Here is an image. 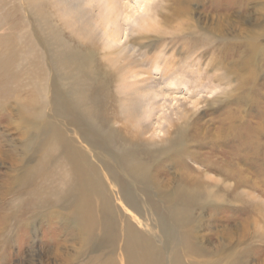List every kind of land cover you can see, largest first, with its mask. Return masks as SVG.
Segmentation results:
<instances>
[{"label":"rangeland","instance_id":"1","mask_svg":"<svg viewBox=\"0 0 264 264\" xmlns=\"http://www.w3.org/2000/svg\"><path fill=\"white\" fill-rule=\"evenodd\" d=\"M257 3L0 0V261L6 258L0 264H264V215H240L231 182L216 173L234 153L248 157L238 168L254 160L262 162L253 169L264 168V142L239 148L236 139L227 149L221 130L238 117L245 131L264 105ZM70 4L89 18L87 30L66 22L63 6ZM251 26L262 35L254 58L242 31ZM206 28L229 30L231 43ZM54 36L86 59L83 69L51 63ZM28 47L34 56L44 52L41 70L33 56L26 59ZM231 49L235 59L253 60L255 78L233 70ZM38 74L47 80V101L59 108H44L41 124L25 119L26 103L40 100L30 93L42 80ZM79 77L86 78V104L79 99V112L64 109L61 95L72 97L67 88ZM51 135L72 151L52 153ZM60 152L65 159L57 160ZM77 160L83 169L75 175L83 172V181L69 190L75 176L65 170ZM239 192L264 203L259 191ZM76 196L90 205L89 214L80 215L75 202L63 206Z\"/></svg>","mask_w":264,"mask_h":264},{"label":"bare ground","instance_id":"2","mask_svg":"<svg viewBox=\"0 0 264 264\" xmlns=\"http://www.w3.org/2000/svg\"><path fill=\"white\" fill-rule=\"evenodd\" d=\"M66 1L67 0H65V2ZM57 2H60L62 4L64 2V0H55V3H57ZM77 2H75V3H77ZM76 6H77V4H76ZM108 6H111L110 1H108ZM36 9H39V7H36ZM63 9H65V10H63V13L66 14L64 16V18L70 26L74 27L76 30H83V31L87 30L89 28V23L87 22V19H89V18H87L85 16L84 11L79 10V9H75L74 7L71 6V4L68 6L67 5L63 6ZM254 12H255V15L260 16L264 22V3H262L260 0H258L257 8L255 7ZM77 15H78V19H77ZM60 17H62V16L60 15ZM242 18L243 19H249V17H247V16L242 17ZM188 20H190V19H188ZM253 21L257 22L255 20H253ZM40 22H42V23H40V25L43 28H49V25L46 23L45 20H43V21L41 20ZM93 22H95V20ZM94 24H96V23H93V25ZM235 25L244 26V22L240 21V20H236ZM229 26H230V24L227 25V27H229ZM258 26L261 28V30L262 29L264 30V24L263 25L258 24ZM242 31H243L244 35H246V37H248V41L245 44L243 42L242 43L246 46V49L250 52V54H252V58H254L255 54L260 50L259 49L260 46L256 42L262 36L261 32L253 30L252 26L249 29L242 28ZM205 32H206V34L212 33V34L216 35L218 40L220 39V37L223 34V31H220L219 28H218L217 33H215L212 28L211 29L206 28ZM206 34L204 33V35H206ZM252 35H253V38H252ZM231 37H232V33L229 32V30H226L225 33L223 34V41L226 43L230 42L229 39ZM235 37H236V35H235ZM59 42L60 41L56 40V36H54V43L56 45V50L51 53L52 54V56L50 57L51 63L56 68H60L62 70L65 68H68V67L74 68V70L83 69L85 67L86 59H84V57H82L81 55L77 54V52L74 48H64V47H62L61 44L59 45ZM30 45L36 46L35 43H31ZM239 46L241 48V45H239ZM239 46H238V48H239ZM14 47H16V46H8L7 50H11ZM221 53L223 55H225L223 47L221 49ZM231 53H232V56H230V57L233 58V62H232L233 70H240L241 73L243 72L246 74H251L255 78L256 73H257V65L253 64V60L251 59L250 61H247V60L243 59L242 56H240L239 59H235V51L231 49ZM44 55L45 54L42 50L37 49V56H34L31 54V48L28 47L27 53H26V59L33 56L34 59L32 61L36 65V69L41 70L44 67V63H45V56ZM115 57L119 58V55H116ZM4 66H5V63L2 60H0V68L4 67ZM224 74H226V73L224 72ZM3 75L5 76V71H4ZM38 76L40 78L42 77L41 74H38ZM46 81L47 80H45V79L38 81L36 88L30 91V93L32 95H35V94L39 95V98H40V100L38 102V106H36L37 104H35L34 99H31L29 102L26 103V107L28 108V111L25 113V119H27L30 122H33L34 119H36V122L38 124L42 123V119H44V121H46L47 119L44 118V108L48 107L49 105L53 106L57 111H59L58 105H53V103H51L50 101H47V96L45 95L46 88H47L46 87ZM91 81H92V79H91ZM85 83H86L85 77H83V78L79 77V78L73 80V83L69 85V87L67 88V91L74 90L75 94L72 97H68V96L62 94L61 95V101L59 102V104L61 106H64V109L66 107H69L70 109L72 108L73 111L79 112L80 108L77 107L78 103H79V99H80L81 103L86 104V99L81 94V91L85 86ZM5 87L6 86L3 84L2 88H5ZM14 89H12V88L4 89V91L12 93L14 91ZM4 98L5 97H0V101L3 100ZM40 103L44 104V106L41 107L39 105ZM87 104L92 108L94 107V102L92 100H88ZM260 108L261 109H259V111L258 110H257V112L255 111L256 112V116H255L256 123L255 124H253V122L249 123L248 127L245 128V131H241V130L239 131L238 130V125H237L238 121H239L238 117L236 118L237 123H235L234 120H229L225 124L222 125L221 130L224 132L223 133L224 135L222 138V140H223L222 147H226L227 149L231 148L233 143L236 144V139H239V140H238V145H235V146H238L239 148H243V144L246 142H247L246 144L251 145L253 147H259L261 145V141L264 142V138H261V140H260V137L264 134V105H262ZM251 111H252V108H251ZM246 112H248V111H246ZM243 113L244 114H243V117L241 119L242 121L246 120L245 112H243ZM222 122L224 123V121H222ZM229 132L231 133V135L229 137H226V135ZM51 139H52V145L51 146L54 148L52 153H54L55 149H58L59 147H61L62 148L61 151H64V152L65 151H72L71 148L67 144H65L64 141H62V139L58 138V136L51 135ZM227 149H225V153L230 154V151H228ZM76 155L78 156V153H76ZM233 157H234V160H231L228 157H224L223 158L224 164L221 165V169H216V173H218V175H220L221 181L225 185H227L229 182H231L230 184H228L229 186L227 188L229 190L232 189V192L234 195L233 204H240L242 207V211H241L240 215H249L248 217H251V215H253L254 218L257 219L261 215H264V203H263V201L256 202L255 198H254L255 196L253 197L249 193H246V195L241 194L239 196V194L242 193V192H239V189L246 188V189H250L251 191H256V192L259 191L262 193V195H264V168H261V169L259 168L258 170H255L252 168L254 166H259V164L262 161H255L254 160V162L252 164H244L245 168L243 170L242 168H238L237 164L241 163V160H247L248 157L246 155L241 157L237 153H234ZM55 159H56V157H55ZM58 159H65L62 156L61 152L57 156V160ZM45 160L49 161L48 157H46ZM82 167H83V163L80 160H77V164L75 162H73L71 164V166L69 167V170H65V175L69 174V175L75 176L74 178H69V182H72L71 184H73V185H69V186H71L69 190L73 189V187L75 185L77 186L80 182L83 181V179L81 178L84 176L83 172L78 173L81 177L78 174L75 175V173H76L75 171H77L79 169H83ZM249 168H252L253 171H250ZM226 170H228L227 175H225ZM62 171H64V170H62ZM92 176H94V174H92ZM89 180H91V175L89 176ZM195 196L199 197L197 195H195ZM81 199H83V198H81L80 196L79 197L76 196V200H78V201H76L73 197L70 200L63 201L62 204H63V206H65V204L67 202L70 204H73L75 202V204L77 203V205H76L77 212L82 216L87 215L90 213V205H86V206L81 205L79 203V200H81ZM262 220L264 221V216H263ZM46 256H47V254H46ZM123 258H124V260L126 259L125 257H123ZM5 262H6V258H4V260L0 261V263H5ZM204 262L205 263L202 262V264H210L211 263L210 260L207 262L206 261H204Z\"/></svg>","mask_w":264,"mask_h":264}]
</instances>
